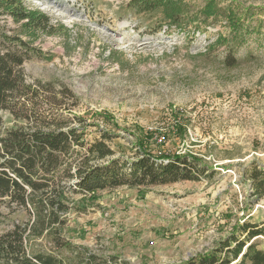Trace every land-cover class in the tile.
Listing matches in <instances>:
<instances>
[{
    "label": "rangeland",
    "instance_id": "rangeland-1",
    "mask_svg": "<svg viewBox=\"0 0 264 264\" xmlns=\"http://www.w3.org/2000/svg\"><path fill=\"white\" fill-rule=\"evenodd\" d=\"M23 1L53 30L7 20L44 54L20 69L21 96L63 103L86 120L89 139L113 134L117 155L189 154L211 168L198 181L70 196L73 244L129 264H178L242 236L245 221L264 223V197L252 196L244 175L264 165V0H163L152 10L135 0ZM0 115L7 127L27 125ZM256 243L264 250V236Z\"/></svg>",
    "mask_w": 264,
    "mask_h": 264
},
{
    "label": "trees",
    "instance_id": "trees-1",
    "mask_svg": "<svg viewBox=\"0 0 264 264\" xmlns=\"http://www.w3.org/2000/svg\"><path fill=\"white\" fill-rule=\"evenodd\" d=\"M133 4L144 10L163 9L164 1ZM168 16L172 23L182 21L178 15ZM8 19L53 30L51 19L29 9L23 0H0V112L9 111L27 122L7 127L0 115V211L9 212H0V226L6 218L10 222V227L0 230V264H129L72 243L67 237L68 214L73 210L69 197L198 181L211 168L189 154H154L139 148L134 158L117 155L108 145L113 134L99 129L100 137L89 139L86 120L63 110V103L38 96V91L35 96H21L20 69L27 60L44 54L9 27ZM234 28L238 35L241 23ZM227 59L229 66L237 62L232 52ZM244 175L248 191L261 200L264 165L255 162ZM236 229L242 236L234 231L214 249L178 264H264V250L256 243L264 236V223L245 221ZM62 251L76 254L75 260L64 259Z\"/></svg>",
    "mask_w": 264,
    "mask_h": 264
}]
</instances>
